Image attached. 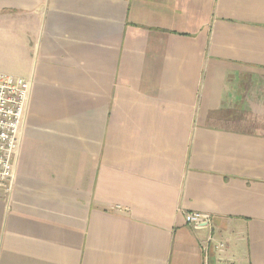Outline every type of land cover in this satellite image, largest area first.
<instances>
[{"label":"crops","instance_id":"1","mask_svg":"<svg viewBox=\"0 0 264 264\" xmlns=\"http://www.w3.org/2000/svg\"><path fill=\"white\" fill-rule=\"evenodd\" d=\"M4 74L0 264H264V0H0Z\"/></svg>","mask_w":264,"mask_h":264},{"label":"built area","instance_id":"2","mask_svg":"<svg viewBox=\"0 0 264 264\" xmlns=\"http://www.w3.org/2000/svg\"><path fill=\"white\" fill-rule=\"evenodd\" d=\"M31 89L25 77L0 75V184L9 186L14 177V156L20 147V127ZM196 218V217H195ZM209 225V218L194 221ZM223 243L221 244V246Z\"/></svg>","mask_w":264,"mask_h":264}]
</instances>
